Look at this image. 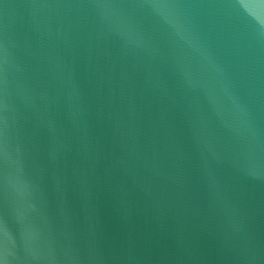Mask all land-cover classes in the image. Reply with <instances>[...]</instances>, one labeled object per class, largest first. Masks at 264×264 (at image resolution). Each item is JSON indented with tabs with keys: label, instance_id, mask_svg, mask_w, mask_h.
<instances>
[{
	"label": "water",
	"instance_id": "95a60500",
	"mask_svg": "<svg viewBox=\"0 0 264 264\" xmlns=\"http://www.w3.org/2000/svg\"><path fill=\"white\" fill-rule=\"evenodd\" d=\"M0 264H264V0H0Z\"/></svg>",
	"mask_w": 264,
	"mask_h": 264
}]
</instances>
